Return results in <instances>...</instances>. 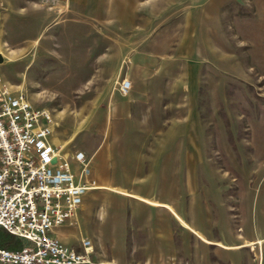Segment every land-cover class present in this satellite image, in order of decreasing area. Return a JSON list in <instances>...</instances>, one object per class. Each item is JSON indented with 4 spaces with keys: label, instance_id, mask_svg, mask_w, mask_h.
<instances>
[{
    "label": "rangeland",
    "instance_id": "374dc122",
    "mask_svg": "<svg viewBox=\"0 0 264 264\" xmlns=\"http://www.w3.org/2000/svg\"><path fill=\"white\" fill-rule=\"evenodd\" d=\"M0 54L90 180L146 197L88 191L60 238L89 264H264V0H0Z\"/></svg>",
    "mask_w": 264,
    "mask_h": 264
},
{
    "label": "built area",
    "instance_id": "2783aa9c",
    "mask_svg": "<svg viewBox=\"0 0 264 264\" xmlns=\"http://www.w3.org/2000/svg\"><path fill=\"white\" fill-rule=\"evenodd\" d=\"M131 84L123 80L126 94ZM53 113L35 106L20 89L0 84V229L26 244L0 245V264H89L91 240H61L78 223L90 180L89 159L57 141ZM71 161L80 165L74 171Z\"/></svg>",
    "mask_w": 264,
    "mask_h": 264
},
{
    "label": "crops",
    "instance_id": "0c3cea01",
    "mask_svg": "<svg viewBox=\"0 0 264 264\" xmlns=\"http://www.w3.org/2000/svg\"><path fill=\"white\" fill-rule=\"evenodd\" d=\"M57 141L62 145V146H64V144L63 143H66V141H60L58 138H57ZM94 154V153H93ZM96 180L98 181V182H104V179H102V178H100L99 176L98 177H96ZM95 185L97 186H103V187H107L108 189H110V190H112V191H115V192H117V193H123V194H127L128 196H130V197H135V198H138L137 196H140V195H137V194H135V193H131V192H129V191H127L125 188H123V187H120V186H118V185H113V184H111V183H107V185H99V184H96L95 183ZM140 197H142L143 199H146V197H143V196H140ZM138 199H140V198H138Z\"/></svg>",
    "mask_w": 264,
    "mask_h": 264
},
{
    "label": "trees",
    "instance_id": "16d2710c",
    "mask_svg": "<svg viewBox=\"0 0 264 264\" xmlns=\"http://www.w3.org/2000/svg\"><path fill=\"white\" fill-rule=\"evenodd\" d=\"M0 245L5 248H13L14 242L10 240L0 239Z\"/></svg>",
    "mask_w": 264,
    "mask_h": 264
},
{
    "label": "bare ground",
    "instance_id": "6f19581e",
    "mask_svg": "<svg viewBox=\"0 0 264 264\" xmlns=\"http://www.w3.org/2000/svg\"><path fill=\"white\" fill-rule=\"evenodd\" d=\"M0 56H1V54H0ZM95 186H96V185H94L92 188H94ZM92 188H91V189H92Z\"/></svg>",
    "mask_w": 264,
    "mask_h": 264
},
{
    "label": "water",
    "instance_id": "95a60500",
    "mask_svg": "<svg viewBox=\"0 0 264 264\" xmlns=\"http://www.w3.org/2000/svg\"><path fill=\"white\" fill-rule=\"evenodd\" d=\"M0 60H1V56H0Z\"/></svg>",
    "mask_w": 264,
    "mask_h": 264
}]
</instances>
